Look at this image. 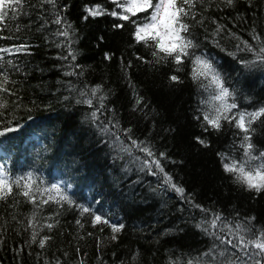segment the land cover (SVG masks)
Listing matches in <instances>:
<instances>
[{
    "label": "trees",
    "instance_id": "1",
    "mask_svg": "<svg viewBox=\"0 0 264 264\" xmlns=\"http://www.w3.org/2000/svg\"><path fill=\"white\" fill-rule=\"evenodd\" d=\"M97 5L105 14L88 16L85 9ZM112 11H122L112 0H56L55 7L43 0H24L15 17L9 13L0 23V48L12 50L0 53L4 57L0 72L7 73L11 81L7 87L15 93H0L7 103L0 109L4 133L0 170L10 181L31 174L41 190L61 181L73 201L39 205L49 195L59 197L54 192L34 193L36 207L13 184L12 194L0 200V264H188L190 260L222 264L235 249L197 227L202 220L218 213L221 222L234 225L255 217L254 228L264 229V191H246L235 183L223 170L219 155L240 159L243 133L226 121L219 131L204 130L202 112L208 105L202 101L209 99L211 87L205 90L201 83L208 85V80H193L191 58H182V70L176 71L171 58L158 60L152 47L136 42L132 21L143 23L148 13L123 21L108 14ZM192 11L196 20L188 19L192 25L188 35L198 47L190 51L213 63L234 92L238 110L251 112L264 106V65L241 63L255 59L242 50L241 41L258 51L253 30L264 39V0H235L232 6L203 0ZM57 14L60 25L53 23ZM65 30L67 38L57 35ZM20 45H27L26 50L16 52ZM172 75L181 82H172ZM97 86L102 91L93 97L91 90ZM89 98L91 107L78 103ZM93 111L99 120L93 121ZM109 121L131 129L129 135L144 142L157 158L164 153L160 158L164 171L192 203L159 176L140 171L133 157L114 150L113 138L98 128ZM252 128L256 152L264 151V117ZM196 137L209 146L199 144ZM121 138L128 143L122 133ZM133 156L143 158L144 153L134 151ZM193 205L208 209L207 217ZM81 206L91 212L82 213ZM92 213L124 225L116 240L111 239L108 225H93ZM49 223L54 225L51 230L46 227ZM33 230L38 232L36 243L31 242ZM213 231L231 238L219 229ZM44 237L50 239L41 248L39 240ZM214 245L213 261L203 254ZM225 247L228 253L221 258L218 253ZM240 256L237 252L231 258ZM243 259L248 264L260 259L264 264L260 256Z\"/></svg>",
    "mask_w": 264,
    "mask_h": 264
},
{
    "label": "snow or ice",
    "instance_id": "2",
    "mask_svg": "<svg viewBox=\"0 0 264 264\" xmlns=\"http://www.w3.org/2000/svg\"><path fill=\"white\" fill-rule=\"evenodd\" d=\"M44 3L50 4L53 7L56 6V0H43ZM112 2L121 9L120 13L112 11L108 14L118 17V19L123 21H128L131 17H136L139 13H148V16L144 18L145 22L137 23L133 20L132 23L135 25L134 38L137 43H144L148 47H152L154 51L152 55L157 57L158 60H164L171 58L172 62L178 67L176 71H181L179 67L184 63L182 58H191L193 64L195 65L192 69L193 80L201 81L208 80L209 84L204 85L201 83V87L207 90L209 87L214 86L213 92L210 94L209 99L202 101V103L208 105V109L202 112L204 121V130L207 131L209 128L219 131L222 127V121H226L229 124H234V127L239 129L243 136L241 137V142L239 147L243 150L240 159L235 157H227L225 154L220 153L221 163L225 173L232 174L233 180L238 185L242 186L246 191H254L259 194L264 191V151L256 152L255 145L252 143V134L255 129L252 125L257 119L264 117V106L251 111H240L239 105L236 102V97L234 92L230 91L228 87L225 86V82L216 70L213 63L208 59H204L199 55H195L192 49L198 47L193 39L188 35L192 25L187 21L188 19L196 20V14L192 11L196 8L197 4L203 5V0H112ZM221 3H225L228 6H232L235 0H221ZM24 0H0V23L5 22L6 18L9 17V13L12 17H15L23 8ZM151 10V11H149ZM85 11L88 16L96 17L104 15L105 12L99 5L94 8H86ZM87 19V17H85ZM53 23L60 25L62 23V18L57 14L56 19ZM197 23H202V21H197ZM70 27V25L68 26ZM116 27H123V25H116ZM222 26H217V32L221 30ZM57 35L68 37L69 33L67 30L57 32ZM234 35V34H233ZM239 39V37H235ZM252 39L256 41L258 45V51L253 45L249 44L247 41H241L244 45L242 50L253 53L255 59L252 61H241L245 67H251L254 64L264 65V39L255 33L253 30ZM239 47V46H238ZM27 45H20L16 48V52L25 51ZM0 53L12 54V50L8 48H0ZM163 54V55H160ZM69 55L75 59V55L70 51ZM234 55V54H233ZM4 57L0 56V62H3ZM11 64V61H8ZM2 67V63H0ZM71 75L72 73H68ZM170 80L174 83H180L181 81L176 75H172ZM9 76L6 72H0V93H5L7 95H14L15 93L7 87L10 83ZM102 89L97 86L91 90V95L95 97L97 93L101 92ZM81 95H87V93H81ZM104 96H100V100L103 101ZM86 103L90 107L93 104L92 99H86L84 101H78V103ZM137 103H140V99H137ZM7 103L0 97V109L6 108ZM103 103L100 104V108H103ZM236 110V111H234ZM99 111V109H97ZM97 111L91 113L93 121L99 120ZM200 117H197L199 119ZM98 128L102 134L110 136L112 139V147L117 152H122L128 156L133 157L134 162H139L140 171H147L150 175L159 176L164 185L173 189L182 199H188L189 203H192L190 198L184 196V189L172 181V177L164 171L161 165L160 158L164 157V153L160 154V158L156 157V154L152 149L144 144V142L137 141L133 139L129 133L131 129H121L119 122L109 121L107 124L101 122ZM8 131H14L13 128H8ZM121 133L127 138L128 143L121 138ZM0 135H4L0 132ZM199 144L204 147H208L206 140L196 137ZM134 151L143 152L144 157L133 156ZM227 161V162H225ZM21 181H24L21 183ZM13 184L16 188L21 189L18 193L23 195L29 202L34 206L48 204L50 201L55 203H60L61 201L73 204V201L68 197V195L61 189L59 184H52L51 187H46L43 190L40 189L39 185L33 179L32 175L29 174L26 178L19 177L14 181H10L9 175L6 171L0 170V200L6 199L8 195L13 192ZM56 193L59 197L55 199L51 195L47 199H42L37 204L36 196L34 193H40L43 196L44 193ZM199 208L201 212L207 214L208 209L202 208L200 205H193ZM82 213H90L91 209L89 207L81 206ZM93 215V225L103 223L111 228L113 235L112 240H116V233H119L123 228V224H111L107 219H104L101 215ZM35 219V214L33 220ZM255 217L249 218L247 223L236 222L234 225L231 221H222V217L218 213H213L211 219L205 218L201 221L197 227L201 228L207 235L214 237L219 240L221 244L227 245L228 247L235 249L228 259L223 260L222 264H248V260L243 259L247 257L252 259L253 256L264 257V229H255L251 221ZM77 224L80 221L77 220ZM29 226H32V221L29 222ZM46 227L51 230L54 225L49 223ZM215 229H219L220 232H226V236L219 235ZM38 232L35 230L31 233V242H37ZM50 237H44L39 240V246L43 248L47 240ZM235 241V243L233 242ZM228 247L220 250L218 255L223 258L226 253H228ZM216 246L214 245L212 249L204 253L205 256L212 257V260H216V256L213 255ZM254 249L256 251H250ZM241 253L240 257L235 260L231 257L236 256V253ZM135 260V257H133ZM188 264H193V261H188ZM200 264V262H198ZM203 264H208V262H203ZM253 264H262L260 259L253 261Z\"/></svg>",
    "mask_w": 264,
    "mask_h": 264
},
{
    "label": "rangeland",
    "instance_id": "3",
    "mask_svg": "<svg viewBox=\"0 0 264 264\" xmlns=\"http://www.w3.org/2000/svg\"><path fill=\"white\" fill-rule=\"evenodd\" d=\"M213 90H214V86L211 87V93L213 92ZM55 184H59L62 190L65 188L64 183L61 181H57Z\"/></svg>",
    "mask_w": 264,
    "mask_h": 264
}]
</instances>
